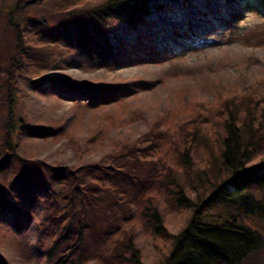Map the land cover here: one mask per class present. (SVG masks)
<instances>
[{"label":"trees","instance_id":"obj_1","mask_svg":"<svg viewBox=\"0 0 264 264\" xmlns=\"http://www.w3.org/2000/svg\"><path fill=\"white\" fill-rule=\"evenodd\" d=\"M91 2L17 0L4 13L14 53L0 70L8 105L0 142V264H147L136 244L139 234L158 254L166 250L161 264H257L264 255L258 195L264 194V87L258 92L252 84H214L211 78L197 86L200 70L190 67L174 77L191 86L180 81L170 107L149 120L145 132L138 123L147 118L131 106L162 84L161 77L136 78L133 85L119 77L113 84L52 78L56 92L45 93L37 76L55 62L52 50L77 48L86 65L115 71L173 63L226 41L176 32L186 38L181 49L152 54L145 29L151 9L163 8L161 0ZM28 7L36 13L34 26L48 28L58 19V28L21 27L14 16ZM239 18L235 13L225 24L232 29ZM117 23L134 38L114 35L112 44L109 29ZM230 32V40L239 37ZM22 78L35 84L38 96L71 106L54 119L33 104L19 120L13 94ZM64 145L78 166L49 163L42 155L47 148L50 158ZM169 206L189 217L176 235L164 222Z\"/></svg>","mask_w":264,"mask_h":264},{"label":"rangeland","instance_id":"obj_2","mask_svg":"<svg viewBox=\"0 0 264 264\" xmlns=\"http://www.w3.org/2000/svg\"><path fill=\"white\" fill-rule=\"evenodd\" d=\"M16 2L17 0H3L2 14L5 16L4 13H7L9 8H12ZM85 2L94 3L91 0H85ZM161 3L163 8L160 10L151 9V13L147 18L148 26L145 30L147 34L150 33L153 39L149 42L146 52L160 54L181 49L186 38L178 37L176 32H186L188 35L195 34L197 37L210 34L207 35L209 37L208 41L214 40L222 43L224 38L226 41L223 44H216V46L213 45L201 51L186 52L182 58L173 63L168 62L156 66L142 67L124 66L115 71L105 70L96 64L86 65L84 53L77 48L66 52L58 51L57 54L52 50L57 57H55L53 64L46 65L44 71L37 76V79H40L39 87L45 93L53 94L56 90L52 87L50 80L52 78L74 83L91 81V83L113 84V79L119 77L124 79L123 84L129 85L131 83L133 85V82L138 80L136 78L143 77V79L154 81L156 78L161 77L162 84L155 86L152 92L140 94L139 97L133 100L134 103H132L131 108L134 107V109L141 111L143 116L147 118L146 121L138 123L141 132L148 130V125L152 123L148 122L149 120H158L162 112L170 107V103H172L170 97L176 93L180 81L183 86L184 84L191 86V81L189 82L185 78L176 80V77H174L181 76L182 72L190 67L200 70L195 74L200 78L197 86L202 83L201 79L211 78L212 81H215L214 84L227 83L237 86L252 84L258 87V92L263 90L264 5L260 4L258 0H161ZM33 8L28 7L25 12L14 16L15 20L21 23V27L25 26L30 31H37L38 29L47 31L51 28L54 30L58 28L56 27L58 19H52L48 28L46 26L42 28L34 26L32 18L36 16V13L33 12ZM235 13H238L240 18L232 29L239 33V37L230 40L229 36L232 29L225 22L230 20ZM4 16H0V70L7 67L9 59L14 53V49L12 51L8 43L10 34L5 26L7 19ZM109 33L112 44L116 43L114 41H116L115 36L117 35L125 40H132L135 36L134 31L130 32L120 23L114 24L109 29ZM228 41L229 43L225 44ZM47 51L50 52L49 49ZM206 75L208 76L206 77ZM34 88L35 84L26 78H22L21 82L16 83L15 93L13 94L15 101L13 116L18 119L19 117L25 118L27 111L31 109L30 106L35 104L33 109L39 106L40 109L46 110L48 115L58 119L71 106L68 100L57 102L56 99H51L50 96L46 98L38 96ZM6 90L5 75L0 74V142L5 132L4 122L8 116V105L4 103ZM54 147L56 145L53 144ZM50 151L47 148L42 150V155L49 163L67 165L68 167L80 164L74 157L70 147L66 145L62 150L55 149L49 158L47 155ZM55 156L57 157L55 158ZM101 161L103 164L107 163L105 158H102ZM258 195L264 201V194ZM221 212L220 209L215 210V213ZM163 217L168 231L174 235L185 227L189 219L187 215L178 212L174 206H169L163 213ZM151 241L150 238L141 234L137 238L136 244L141 250L143 261L147 264H161L167 256L166 250L164 249L161 254H158L154 251V244ZM155 244L161 248L160 243L156 242ZM257 264H264V255L257 259Z\"/></svg>","mask_w":264,"mask_h":264}]
</instances>
